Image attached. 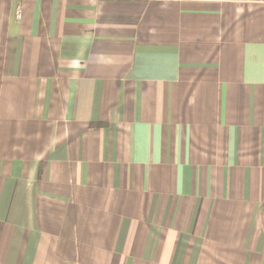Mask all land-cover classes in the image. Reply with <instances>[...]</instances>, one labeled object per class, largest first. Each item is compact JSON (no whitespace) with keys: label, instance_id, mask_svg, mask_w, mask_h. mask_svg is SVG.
Returning a JSON list of instances; mask_svg holds the SVG:
<instances>
[{"label":"crops","instance_id":"0c3cea01","mask_svg":"<svg viewBox=\"0 0 264 264\" xmlns=\"http://www.w3.org/2000/svg\"><path fill=\"white\" fill-rule=\"evenodd\" d=\"M0 264H264V0H0Z\"/></svg>","mask_w":264,"mask_h":264}]
</instances>
